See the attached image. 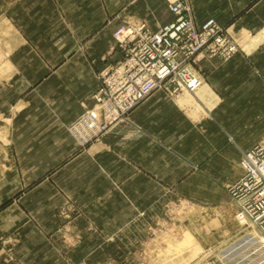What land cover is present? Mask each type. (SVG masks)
Wrapping results in <instances>:
<instances>
[{
  "label": "rangeland",
  "instance_id": "374dc122",
  "mask_svg": "<svg viewBox=\"0 0 264 264\" xmlns=\"http://www.w3.org/2000/svg\"><path fill=\"white\" fill-rule=\"evenodd\" d=\"M174 1L182 5V0H0V264H221L222 250L240 232L229 187L242 173L236 178L229 168L225 180L193 176L181 155L160 156L159 147L175 145L191 157L199 149L188 143L202 138L181 131L180 123L169 130L175 118L168 117L156 119L150 134L132 114L154 94L195 107L191 97L203 84L198 61L217 59L195 61V90L173 97L153 92L109 134L71 130L95 105L102 58L115 43V31L138 23L149 28L151 12L168 17ZM229 31L242 48L248 36L241 40ZM85 62L93 70L91 82L88 75L80 78ZM80 82L87 89L92 85V105L65 128L61 142L43 140L34 131L37 122ZM22 109H28L30 124L19 117L12 125ZM242 120L246 126L236 133L243 146L239 159L256 147L264 151V115L237 116L236 128ZM152 142L158 152L153 160L166 163L151 175L165 179L145 178L133 164L134 146ZM186 237L192 243L179 249Z\"/></svg>",
  "mask_w": 264,
  "mask_h": 264
},
{
  "label": "crops",
  "instance_id": "0c3cea01",
  "mask_svg": "<svg viewBox=\"0 0 264 264\" xmlns=\"http://www.w3.org/2000/svg\"><path fill=\"white\" fill-rule=\"evenodd\" d=\"M182 5L191 9L190 14L196 25H201L207 19H214L220 26L234 30V35L238 38L248 36V39H244L241 52L228 61H198L197 74L203 80L202 90L198 95L193 94L190 100L197 107L188 108L189 104L180 105L178 98L170 101L162 94H154L133 110V120L152 134L153 127L157 125H154L156 119L175 118V124H172L174 126L168 129L175 128L173 131H176V125L180 123L181 131L187 129L186 132L197 133L199 139H202L196 144L188 143L187 147L199 150L191 152L190 157L185 151H176L175 145L164 143L165 145L158 146L162 149L160 156L176 158L181 155L180 162L187 168L194 169L192 175L201 179L225 180L228 178L229 168L234 169L238 178L241 174L238 165L239 148L243 146L236 133L237 130H244L246 124L242 120L240 127L236 128V117L264 115V0H182ZM155 10L150 17L153 20L149 25L152 31L173 22L174 16L170 12L168 17H156ZM121 58V51L115 43H110L102 58L101 67L113 65ZM84 68V79L80 78L86 80L88 75L91 82L92 67L85 62ZM79 85L75 91H70L67 98L60 97V106L47 109V115L37 122L38 127L34 131L40 133L43 140L61 142L65 128L92 105V85L88 89L85 82H80ZM19 117L30 124L28 109H22L13 116L12 125ZM230 117H233L232 121ZM109 142L104 141L105 145L102 146H109ZM183 143L185 142L182 140ZM152 144L139 143L134 146L136 156L132 159L133 164L138 167V173H144L145 178L165 179L151 175L157 171L158 164L166 163V159L154 161L158 152L155 151V143ZM145 146L148 149L142 152L141 149ZM220 192L221 189L218 194Z\"/></svg>",
  "mask_w": 264,
  "mask_h": 264
},
{
  "label": "built area",
  "instance_id": "2783aa9c",
  "mask_svg": "<svg viewBox=\"0 0 264 264\" xmlns=\"http://www.w3.org/2000/svg\"><path fill=\"white\" fill-rule=\"evenodd\" d=\"M174 20L157 32L145 23L118 28L113 39L120 61L99 76L94 107L71 129L77 135L109 134L155 91L173 97L199 86L191 69L200 57L228 61L240 52L229 28L214 19L196 25L178 1L169 4ZM91 138V137H90ZM241 177L230 187L240 232L222 250L221 264H264V151L241 152Z\"/></svg>",
  "mask_w": 264,
  "mask_h": 264
},
{
  "label": "bare ground",
  "instance_id": "6f19581e",
  "mask_svg": "<svg viewBox=\"0 0 264 264\" xmlns=\"http://www.w3.org/2000/svg\"><path fill=\"white\" fill-rule=\"evenodd\" d=\"M245 36V35H244ZM240 38V37H239ZM248 38V37H247ZM240 40V39H239ZM242 40V39H241ZM243 41V42H242ZM241 42L242 43H244V40H242ZM250 41V40H249ZM240 42V43H241ZM251 43V42H250ZM245 44V43H244ZM243 45V44H242ZM239 47H240V45H239ZM241 48V47H240ZM191 239L189 238V237H186L184 240H183V242H181V244H179V246H178V248L179 249H184V248H186V247H189L190 246V243H192L191 241H190Z\"/></svg>",
  "mask_w": 264,
  "mask_h": 264
}]
</instances>
